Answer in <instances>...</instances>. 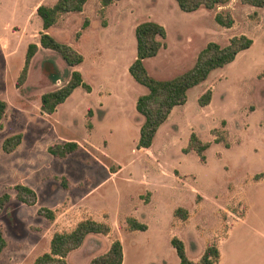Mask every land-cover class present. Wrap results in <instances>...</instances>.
Listing matches in <instances>:
<instances>
[{
  "label": "rangeland",
  "instance_id": "1",
  "mask_svg": "<svg viewBox=\"0 0 264 264\" xmlns=\"http://www.w3.org/2000/svg\"><path fill=\"white\" fill-rule=\"evenodd\" d=\"M54 1L0 0V99L7 103L0 120V195L11 196L0 210L5 240L0 264L32 263L48 251L55 231H69L82 218L107 222L110 230L88 234L67 254V264H88L116 238L123 247L122 264H177L173 236L193 261L215 243L216 264H264V6L228 0L211 10L186 12L175 0H119L106 12L100 0H88L84 14L60 18L48 33L81 50L83 71L94 86L107 77L114 88L106 117L100 120L97 112L100 119L93 121L88 106L96 95L87 96L81 86L53 114L40 110V95L63 86L70 75L58 53L38 44L42 28L35 7ZM230 9L231 27L214 20L215 12ZM107 18L111 27L101 30ZM85 20L92 22L93 38L80 39ZM145 20L166 32L165 46L142 60L154 79L190 69L209 41L225 45L230 36L245 34L253 43L190 87L185 103L172 108L151 146L136 149L143 117L135 100L147 87L128 66L135 58L134 27ZM29 43L38 49L16 86ZM92 60L97 67H91ZM55 69L58 79L52 80ZM207 90L210 101L200 106L197 99ZM212 129L224 140L215 142ZM191 132L210 142L203 161L193 151L183 152ZM17 133L20 143L4 152L3 140ZM66 141L78 148L65 157L48 152L51 144ZM16 184L35 192L33 204L16 199ZM178 206L187 210L186 220L173 215ZM39 208L52 210L53 219L38 214ZM127 216H136L148 230H127Z\"/></svg>",
  "mask_w": 264,
  "mask_h": 264
},
{
  "label": "trees",
  "instance_id": "2",
  "mask_svg": "<svg viewBox=\"0 0 264 264\" xmlns=\"http://www.w3.org/2000/svg\"><path fill=\"white\" fill-rule=\"evenodd\" d=\"M87 0H56L52 5L39 4L35 7V12L41 20L42 30L39 32L38 44L42 48L50 49L58 53L65 63L74 66L82 62L83 56L70 45L56 40L48 33V28L56 23L62 14L67 12H80ZM118 0H100L101 8ZM178 7L186 12L197 10L200 7L214 9L223 5L228 0H175ZM242 4L254 7H263L264 0H239ZM214 20L223 27H231L234 19L229 11L215 12ZM87 24L83 21L82 26ZM135 58L128 66V72L141 85L147 87V92L139 95L135 101L136 111L143 117L139 127V135L136 141V149H147L151 146L153 138L159 126L167 119L172 108L176 105L185 103L186 91L197 85L208 77L209 73L215 68H221L232 62L237 54L249 48L252 39L245 34L233 35L228 38L225 45L209 41L198 52L195 63L185 72L170 79H154L146 74L142 60L154 56L158 50L165 46V28L152 20H145L135 25ZM38 49L36 43H29L24 55V63L16 86L22 84L27 75L29 62ZM50 77L52 80L58 79V70L55 69ZM264 74V71H263ZM81 86L89 90V86L82 80L80 72L73 70L70 72L67 82L56 89L46 91L40 95V110L45 114H52L56 111L59 104L63 103L72 91ZM211 93L209 90L201 94L197 101L200 106L209 103ZM7 103L0 99V120L5 115ZM90 113V110L88 109ZM224 124V121H222ZM217 129H212L211 133L215 136L214 141L224 140L222 132L217 133ZM21 141V134L17 133L6 137L2 142V150L11 152ZM225 145L227 143L225 142ZM210 146V142L202 141L195 132H191L188 137L186 147L183 152L193 151L201 161L204 160V151ZM78 144L74 141L51 144L47 150L56 157H65L74 152ZM17 200L31 205L36 200L35 192L24 184L14 185ZM11 196L5 192L0 195V210L10 200ZM38 214L47 219H53V211L47 208H39ZM173 215L181 220H186L188 212L183 207H176ZM127 230L147 229L145 223L138 221L133 216L125 218ZM110 225L107 222L98 221L92 218H82L69 231H55L49 241V249L37 256L30 264H67L66 256L72 250L78 248L85 237L90 233L107 234ZM170 243L178 257L177 264H216L219 260V249L215 243H209L204 248L198 261H193L187 257L184 244L181 239L173 236ZM5 246V240L0 230V252ZM123 247L118 238L113 239L108 249L101 255L93 257L88 264H122Z\"/></svg>",
  "mask_w": 264,
  "mask_h": 264
},
{
  "label": "crops",
  "instance_id": "3",
  "mask_svg": "<svg viewBox=\"0 0 264 264\" xmlns=\"http://www.w3.org/2000/svg\"><path fill=\"white\" fill-rule=\"evenodd\" d=\"M56 1V0H55ZM54 1V2H55ZM88 1V0H87ZM86 1V3L84 4V6H83V9H82V11H80V12H77V13H79V15H81V14H84V12H85V7H86V5H87V2ZM119 1V0H118ZM118 1H115V2H113V3H111V4H109V5H107L106 7H105V11L107 12V10H108V8L111 6V5H117V2ZM53 2V3H54ZM52 3V4H53ZM51 4V5H52ZM242 4V3H241ZM37 6V5H36ZM201 8H203V7H200V8H198L197 10H199V9H201ZM224 8V7H223ZM206 9V8H205ZM197 10H194V11H197ZM208 10H211V9H208ZM232 12V9H230V13ZM69 12H67V13H64V14H62L61 15V19L64 17V16H66L67 14H68ZM59 18V19H60ZM233 24H234V22H233ZM100 28H101V30H108L109 31V29H110V27H111V24H110V21H109V19L107 18L106 19V21H105V24H103V25H101V26H99ZM49 29V28H48ZM94 34L95 33H93V26H92V22L89 20V22H87V24L82 28V30H81V33H80V39L81 38H83V37H87V38H93V36H94ZM253 43V42H252ZM79 52H81V50H79ZM82 53V52H81ZM83 55V54H82ZM96 60H92L91 61V63H90V65H91V67H93L94 66V68H95V66L97 67L98 66V64H97V62H95ZM84 62H85V56L83 55V60H82V62L81 63H79V64H77V65H74V66H70V72L71 71H73V70H77V71H79L80 73H81V76H82V80L89 86V90H85L84 88V90L86 91V95L87 96H94V95H96V97H95V104H91V105H89L88 106V109L90 110V112H91V117H92V120L94 121V120H99L100 118H97L96 117V115L98 116V113L97 112H101L102 113V116H101V119L100 120H103L105 117H106V115H107V113H108V109H109V104H108V98H113L114 97V95H115V93H114V88L111 86V84H110V79L109 78H107V77H104V78H102V83L100 84V85H98V86H94L88 79H87V76L85 75V72L83 71V64H84ZM136 101V100H135ZM56 110H57V108H56ZM56 112V111H55ZM54 113V112H53ZM52 113V114H53ZM45 114V113H44ZM48 115H51V114H48ZM147 205L149 204V202L148 203H146ZM244 215H246V214H244ZM137 220H138V218L136 217V216H134ZM245 218V216H243V218L242 219H244ZM241 219V218H240ZM138 221H140V220H138ZM140 222H142V221H140ZM251 229V231L254 233V234H258V232H257V230H255V229H252V228H250ZM147 230H148V227H147ZM147 230H145V232L147 231ZM132 231H135V230H132Z\"/></svg>",
  "mask_w": 264,
  "mask_h": 264
}]
</instances>
